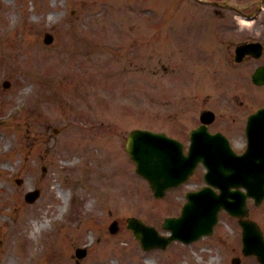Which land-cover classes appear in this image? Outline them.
Returning a JSON list of instances; mask_svg holds the SVG:
<instances>
[{
  "label": "rangeland",
  "instance_id": "obj_1",
  "mask_svg": "<svg viewBox=\"0 0 264 264\" xmlns=\"http://www.w3.org/2000/svg\"><path fill=\"white\" fill-rule=\"evenodd\" d=\"M41 1L47 5V16L42 17L39 14L41 21L33 24V20L37 17L35 14L40 12V10H32V7L35 6L34 0H0V8L4 6L3 13H5V18L0 19V27L13 21L17 25L16 31L21 32L20 34L17 32L13 36L15 40L0 39V61L7 63L10 70L7 73L0 70V117L6 116L10 112L9 109L17 104L16 102L10 103L9 100L16 99L19 94L24 97V102H26L24 104H27L26 109L24 108L26 111L20 117L12 119L10 124L0 125V264H32L28 256L21 252L26 246H22L19 250L17 244L24 238L25 234L32 239L33 219L37 218L43 208L42 214H45L47 210L43 201L51 193H55L54 197H57L55 187H51L54 178H58L61 191L71 192L73 198L77 200L79 198L82 204L75 202L76 209L72 210L69 207L67 214L71 211L73 213L71 218L74 220L68 219L66 225L57 226L59 225L57 224L53 227L54 223L51 222L46 236L58 232L55 229L62 227L61 232L73 248L72 253L77 246H86V244L95 241L92 246H88V255L81 264H102L100 261L101 253L96 251H100L105 243L111 247L114 246L115 251L123 248L125 250L123 253L129 254L128 257L134 258L138 254H146L131 232L126 229L124 220L130 214H128L129 211L126 210L125 206H128L127 203L131 206L136 204L138 209H134L135 211L143 214L148 220L160 224L165 215L178 213L181 204L178 202L183 200V192L188 187L171 190L163 199L155 198L148 189H145V192L137 189L132 194H128L126 191L124 196L119 197L117 190L111 187V184L116 183L110 181L106 186H110L109 189L116 193L114 198L111 196V201H117L120 198V201H123L120 206L116 204L113 208L107 202L108 198H105L103 204L97 205L91 190L86 187V184L84 185V179L82 177L75 179L74 174L81 171L89 172L91 168L88 166L93 157L96 159L103 158L108 150L114 149L120 156L118 167L108 168L109 172L104 171V173L106 176H111L112 180L121 177L126 178V172L123 171L132 169L133 163L124 152L125 138L134 124L161 126L162 120L167 116L169 123L180 127L182 131L187 133L189 128L199 123L200 110L206 107L202 105L182 106L178 104V100L185 94V85L194 86L200 76L197 74L189 75L186 82L183 83L181 81L182 70L192 63H202V59L214 63L219 62L217 59L226 57V46L224 45V48L219 47V44L221 40L225 41L223 37L226 34L223 35L222 31L227 33L228 20H231V16L228 14L227 17H220V7L210 2L200 3L196 0H163L161 3L157 0ZM164 8L171 10L172 14L159 13ZM54 11L58 15L51 16ZM183 13H187L188 17H184ZM13 15L14 18H12ZM49 15L51 16L50 19ZM26 17H30L32 20L28 24L23 23V20L28 22ZM136 23H139L137 26H141V32H138L141 35L134 34ZM127 24L134 30L127 29ZM259 26H261L260 29L255 30L253 24L252 29H245L239 32V35L235 34L236 28L234 30L229 29V39H232L234 43L240 38H251L250 32L264 35V26L262 22L258 21L255 27ZM27 28L31 31L28 42L41 46V50L46 53L53 52L55 56L58 53V48L62 47V40L66 34H71V39L74 40L85 38L95 43H109L110 41L108 51L105 52L102 48L95 57L96 61L100 62L102 55L110 54L108 64L103 67L93 65L89 60L91 54L85 53L90 52L89 50L84 49V52H79V55L73 51L79 60L77 63L71 64L73 63V55L71 60L67 57L63 58L71 64V66H65V75L67 72L74 71L77 77H70L66 80L64 78L61 83V87H63L60 90L61 99L41 96L35 91L34 86L28 90L30 85L27 84L26 88L22 84L28 80V76L23 74L32 76L29 70L24 69L21 72L19 68L21 65L19 60L22 58L20 56L24 54L22 49L14 48L13 52L8 49L14 44L18 43L19 45V42H25V35L22 31H26ZM47 32L55 36L54 41L49 45L44 43V36ZM106 36L107 38H105ZM127 36L138 41L139 45L130 47L128 43L124 44V38ZM22 38L23 40H20ZM129 40L130 38L128 42ZM6 42H10L9 46L6 45ZM190 43H195V45L189 46ZM77 45L80 47L79 43ZM223 50L224 54L221 56L220 51ZM25 57L27 58L26 54ZM227 59L230 60L229 57ZM173 62H179L178 69L173 65ZM23 66L26 67L27 65L23 64ZM40 67L42 69L45 65L40 64ZM26 68L29 69L32 66ZM81 73L91 75V78L87 80L91 85L85 86L86 93L84 95L81 93L79 97L82 82L78 77ZM7 79L11 80L12 84L10 88L5 89L3 83ZM199 88L204 89V86L200 85ZM245 91L246 88H243L242 94ZM71 102H74L72 107L77 110L85 109V111L79 116L78 113L75 116L67 105ZM247 108L245 104L243 110ZM171 112H174L173 115ZM88 113L97 121L98 125L87 132L91 128L89 124L91 117H86ZM55 127L60 128L59 133H53ZM7 135H14V140L10 141L6 137ZM110 143L112 145L108 146ZM9 146L10 148L7 149ZM3 149L10 152L3 155L1 154ZM85 158H87V162L80 169L73 171L72 166L69 167L70 161L78 163ZM21 159L24 162L22 174L18 173ZM121 161L123 166H121ZM42 164H46L49 168L45 176L41 170ZM6 171L9 172L7 175L13 174L10 185H6V182L1 178V174L3 175ZM131 173L130 176L132 178L133 175V180L138 182L142 180L134 170H131ZM20 177L26 180L25 188L43 186L44 200L42 198L37 204L29 206L24 199L25 192L22 194V198L14 196L15 192H23L21 185L17 183V178ZM45 180L48 181L47 185ZM133 180L132 183H134ZM193 181L201 180L194 176ZM75 184L79 186L78 190L70 188L74 187ZM124 184L122 183L123 187ZM189 185L195 184L190 183ZM138 187L150 188L145 181ZM138 192H140L141 199L138 197ZM63 194L65 196V193H62V200L64 199ZM16 199H19L25 207L27 206L28 216L24 211L22 213L21 211L12 212L11 214L10 211L13 209ZM51 204L52 200H50ZM159 206L160 208H157ZM250 206V217L258 220L264 228V202L260 206H255L250 201ZM8 213L10 216L6 215ZM222 218L223 221L218 226L216 233L202 239L201 244H194L192 249L201 251L199 248L202 245L214 247L217 257L214 264H232L231 258L240 253L239 226L235 219L225 213H222ZM114 219L119 221L120 228L118 232L111 234L109 225ZM13 220L16 222L15 224L11 222ZM75 221L76 223L73 224ZM228 224L233 228L234 233L232 235L235 237L234 244L232 245V240L229 244L232 246L231 253L226 252L227 241L230 237L222 232L225 230L229 233L232 230ZM72 226H79L86 232L82 239L76 237V231L71 228ZM67 228L71 229L70 233ZM94 229L99 236L97 241L92 235ZM44 233L46 232L42 233V238L46 240ZM127 234L130 239L126 240L127 243L121 242V238L126 237ZM221 235L224 240L214 244ZM39 239L41 238L39 237ZM26 243H28L27 240ZM32 243L36 250L40 247L41 250L45 249L42 242L39 245H36L34 241ZM237 243L240 245L237 246ZM213 245L220 247L222 255L217 246ZM177 248L178 246H173L163 253L154 251L147 254L155 256L154 262L157 264L163 260H165L164 264H169V261L174 260L173 257ZM186 249L191 256L194 255L189 248ZM54 253H51L47 258L45 257L49 261L48 264L53 263L51 258ZM61 253L63 254V252ZM116 254H113L114 257L110 264H116L118 259ZM56 258L53 259L58 261L60 257ZM68 260L67 254L62 264H76L74 258L71 257L70 261ZM208 260L210 259L208 258ZM242 264L258 263L253 258H244Z\"/></svg>",
  "mask_w": 264,
  "mask_h": 264
},
{
  "label": "bare ground",
  "instance_id": "obj_2",
  "mask_svg": "<svg viewBox=\"0 0 264 264\" xmlns=\"http://www.w3.org/2000/svg\"><path fill=\"white\" fill-rule=\"evenodd\" d=\"M10 1V0H9ZM34 3H35V6H33L32 7V10L33 11H38V10H40V12L37 14L36 13V15H37V18H36V21H40L38 18L40 17V16H38L39 14L43 17V16H45V15H47V13H48V9H47V5H45L41 0H34ZM3 8H4V6H2L1 8H0V18L2 17V13L4 12L3 11ZM47 12V13H46ZM58 15V13L57 12H53V14L51 15V16H53V15ZM50 16V15H49ZM51 16L49 17V19L51 18ZM12 18H14V15L12 16ZM41 18V17H40ZM242 22L244 23V24H246V25H252V23H254L252 20H245V19H243L242 18ZM33 24H36V23H33ZM33 28H34V26H33ZM29 34H25V42H24V44H23V46L22 47H24V48H27V42L29 41V36L31 35V31H30V29H29V32H28ZM71 34L70 35H67L66 34V36L63 38V40H62V47H63V51H66L67 52V50H73V51H77L78 52V48H77V43H75L74 44V42H72L74 39H71ZM30 45V44H29ZM110 45V42L109 43H100V44H98V43H91V42H89L88 40H86V44H84V49H89L91 52H93V53H99L100 52V50L103 48V47H108ZM91 56V55H90ZM108 59H109V56L108 55H106V56H102V63L104 64V65H107V63H108ZM51 64H53V63H51ZM98 164L101 166V164H100V162H98ZM105 164V163H104ZM102 176V173L99 175V174H97V179L98 180H100V177ZM7 179H10V177H7ZM93 179H96V178H94L93 177ZM67 194H65V196H66ZM15 209H21L22 211H25L24 210V208H21L20 206H18L17 204H16V206H15ZM24 252V254H26L31 260H35L36 259V254L34 253V254H32V253H30L29 252V250H28V248L25 250V251H23ZM108 255V254H107ZM108 257V256H107ZM62 258V257H61ZM64 258V257H63ZM63 258H62V260H63ZM124 262L126 263H129L128 262V260H127V258H125L124 259Z\"/></svg>",
  "mask_w": 264,
  "mask_h": 264
}]
</instances>
